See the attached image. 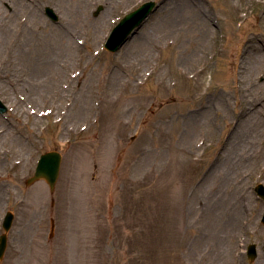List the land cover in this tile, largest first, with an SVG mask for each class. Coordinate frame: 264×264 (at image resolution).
I'll return each instance as SVG.
<instances>
[{
    "label": "rangeland",
    "instance_id": "374dc122",
    "mask_svg": "<svg viewBox=\"0 0 264 264\" xmlns=\"http://www.w3.org/2000/svg\"><path fill=\"white\" fill-rule=\"evenodd\" d=\"M191 1L0 0V236L15 214L0 264H264V152L249 158L264 120L247 103L264 95L262 6L195 0L203 22ZM48 151L63 154L54 192L26 184Z\"/></svg>",
    "mask_w": 264,
    "mask_h": 264
},
{
    "label": "water",
    "instance_id": "95a60500",
    "mask_svg": "<svg viewBox=\"0 0 264 264\" xmlns=\"http://www.w3.org/2000/svg\"><path fill=\"white\" fill-rule=\"evenodd\" d=\"M157 6L155 2H149L137 10L129 13L121 22L120 24L113 30L108 42L106 44V49L110 52L117 53L122 46L140 29L143 25L144 21L157 10ZM102 10L100 7L96 15ZM46 15L55 23L59 21L58 16L55 14L54 10L50 7L46 8ZM7 108L5 105L0 101V113H6ZM62 164V156L58 152H50L46 153L41 157L39 161L38 168L36 170V174L33 178L28 181V184H32L38 180L44 179L50 185L51 189L53 190L56 184V181L60 174V168ZM256 191L259 196L264 199V187L259 185L256 188ZM14 216L12 213H8L6 215L4 221V229L6 233L10 231L12 228ZM264 222V220H263ZM8 245V236L4 234L0 238V260L4 258L6 249ZM256 251L252 249L250 251V256H255Z\"/></svg>",
    "mask_w": 264,
    "mask_h": 264
},
{
    "label": "bare ground",
    "instance_id": "6f19581e",
    "mask_svg": "<svg viewBox=\"0 0 264 264\" xmlns=\"http://www.w3.org/2000/svg\"><path fill=\"white\" fill-rule=\"evenodd\" d=\"M244 1H246L248 3H252V4H260L262 6L260 19H261V28L264 29V0H244ZM183 9L186 10V12H185L186 15H188V14L190 15L191 12H194V14H196V13L199 14V17H197L198 20H199V18L203 22L206 20V15L204 13L200 12L202 10L201 4L197 3L195 0L191 1L189 3V5L185 4L183 6ZM209 24H210V21H209ZM208 31L213 32V29L211 26L204 28L203 32H204L205 36L208 35V33H207ZM252 49L256 50L255 56H256V59L259 61L260 65L264 64V48L262 49V52L255 45L252 46ZM237 73H238V75L240 74L239 64H238V68H237ZM63 88H66L68 90L69 86L63 87ZM239 89H241V94H242L244 89H242V88H239ZM247 103H248V109L252 112V114H254V123L256 125L261 124V122L264 120V95L258 100H253L252 102L250 101ZM70 106H71V103L68 102L67 108H70ZM46 115L47 114L40 112L38 114V117H45ZM251 147L253 149L251 150V155L249 156V158L251 161H254V160L258 161L259 159H261L263 152H264V149L259 150V148L255 149L253 146H251Z\"/></svg>",
    "mask_w": 264,
    "mask_h": 264
}]
</instances>
